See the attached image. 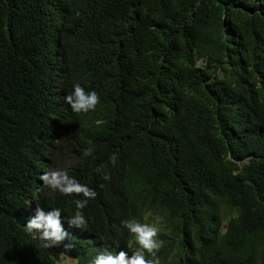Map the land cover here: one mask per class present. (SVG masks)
<instances>
[{
	"label": "trees",
	"instance_id": "1",
	"mask_svg": "<svg viewBox=\"0 0 264 264\" xmlns=\"http://www.w3.org/2000/svg\"><path fill=\"white\" fill-rule=\"evenodd\" d=\"M52 170L95 189L86 228ZM37 205L75 264L134 252L122 221L157 216L161 264H264V0H0V264L59 257L25 230Z\"/></svg>",
	"mask_w": 264,
	"mask_h": 264
},
{
	"label": "clouds",
	"instance_id": "2",
	"mask_svg": "<svg viewBox=\"0 0 264 264\" xmlns=\"http://www.w3.org/2000/svg\"><path fill=\"white\" fill-rule=\"evenodd\" d=\"M64 100L73 112L86 114L90 111H95L96 106L101 102V97L95 90L86 91L79 83H74L71 93L66 95ZM93 151L89 147L84 151V155L91 156ZM228 159L231 160L230 154ZM113 163H115V158H113ZM103 179L107 180L109 176L105 174ZM40 180L43 185L53 192H59L64 196L80 194L83 197L73 200L75 204L74 214L66 219L69 227L86 228L88 222L83 209L89 200L96 198L95 189L80 183L75 177L70 176L66 170L44 172L41 174ZM28 213L30 218L25 224V230L36 236L42 242V247L46 249L57 247L58 249L59 257L54 260L53 264H58L60 255L72 258L74 260L73 264H75L77 252L72 243L73 237L62 225V220L65 219L61 216L62 209L60 207H52L46 210L37 205L36 208H29ZM160 219L157 216L153 222H141L135 218L122 221L123 227L134 237L133 244L138 246L136 250L133 252L134 246L131 248V253L125 250L115 251L105 248L89 264H161L157 255L162 246V242L158 239ZM65 241L67 243H63ZM62 243L65 250L73 249L75 255H66L61 251L60 245Z\"/></svg>",
	"mask_w": 264,
	"mask_h": 264
},
{
	"label": "rangeland",
	"instance_id": "3",
	"mask_svg": "<svg viewBox=\"0 0 264 264\" xmlns=\"http://www.w3.org/2000/svg\"><path fill=\"white\" fill-rule=\"evenodd\" d=\"M74 260L72 258H68L64 255H60V258L58 260V264H73Z\"/></svg>",
	"mask_w": 264,
	"mask_h": 264
},
{
	"label": "water",
	"instance_id": "4",
	"mask_svg": "<svg viewBox=\"0 0 264 264\" xmlns=\"http://www.w3.org/2000/svg\"><path fill=\"white\" fill-rule=\"evenodd\" d=\"M63 243H67V241H65ZM63 243L60 245V250L63 251L66 255H72V256H74L75 255L74 250L73 249L65 250L64 247H63Z\"/></svg>",
	"mask_w": 264,
	"mask_h": 264
}]
</instances>
